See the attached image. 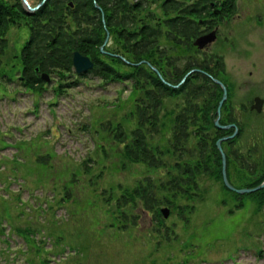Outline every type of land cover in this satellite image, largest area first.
Instances as JSON below:
<instances>
[{"label":"rangeland","instance_id":"rangeland-1","mask_svg":"<svg viewBox=\"0 0 264 264\" xmlns=\"http://www.w3.org/2000/svg\"><path fill=\"white\" fill-rule=\"evenodd\" d=\"M236 1V14L204 51L225 61L230 111L244 126L235 146H256L243 163L231 161L230 181L239 186L264 170V103L261 112L248 109L251 98L264 100V0ZM28 35L27 26L10 28L0 57V74L9 77H0V264H264V206L241 193L235 207L234 194L203 175V199L186 219L170 208L157 224L140 205L127 206L137 223L119 228L104 197L148 172L115 152L100 122L127 124L129 85L89 73L58 97L56 76L41 94L20 87L17 55ZM173 104L165 99L162 113Z\"/></svg>","mask_w":264,"mask_h":264},{"label":"trees","instance_id":"trees-1","mask_svg":"<svg viewBox=\"0 0 264 264\" xmlns=\"http://www.w3.org/2000/svg\"><path fill=\"white\" fill-rule=\"evenodd\" d=\"M29 1L35 5L40 0ZM209 1L215 0H45L29 11L21 0H0V57L8 45L10 28L27 26L29 31L17 55L16 81L20 87L41 94L48 85L42 73L57 77L58 85L53 90L57 97L89 73L103 84L128 83L131 107L123 115L127 124L104 119L100 126L113 147H118L115 152L127 162L142 165L148 173L130 188L119 184L116 196L110 189L104 197L111 215L120 221L119 228L137 223L138 215L127 206L140 205L157 224L162 205L186 219L184 213L192 212L194 202L203 199L206 191L199 185L201 175L220 181L238 200L234 206H242L240 194L223 184L221 154L216 146L219 137L233 131V127L223 129L214 123L222 88L213 77L226 82L225 61L216 51L208 53L193 44L197 36L233 17L237 3L221 0L215 12ZM151 2L156 3L155 10L146 5ZM107 32L109 39L102 51ZM74 50L93 61L87 72L75 74L77 79L71 77ZM191 69L194 70L181 81ZM2 76L9 80L6 74ZM68 77L71 79L67 81ZM227 88L219 122L239 126L233 138L221 143L230 181L231 161L243 163L256 146H247L244 151L235 146L244 126L230 111L232 87ZM167 98H172L174 104L162 113ZM245 165L254 169L249 162ZM161 168L160 176L152 175ZM263 178L264 170L238 187H253ZM248 193L258 209L264 206V186Z\"/></svg>","mask_w":264,"mask_h":264},{"label":"water","instance_id":"water-1","mask_svg":"<svg viewBox=\"0 0 264 264\" xmlns=\"http://www.w3.org/2000/svg\"><path fill=\"white\" fill-rule=\"evenodd\" d=\"M22 2L24 3L25 7L30 10V11H33V10H36L43 2L44 0H41L37 5L35 6H31L27 0H22ZM216 37V33L214 30L208 32V33H205V34H202L200 36H198L193 44L196 45L198 48H203L205 47L206 45H208L209 43H211ZM108 40V32H107V35L104 39V42L101 46V50L103 51L102 47L104 44H106ZM72 63H73V68L76 72V74H80L82 72H85L89 69L92 68L93 66V61L89 58V56L87 55H84V54H81L79 51L77 50H74L73 53H72ZM156 71L157 69L155 67H153ZM193 70V69H192ZM191 70H189L185 75L184 77L190 72ZM183 77V79H184ZM41 78L45 81H48L50 78L48 76L47 73H42L41 74ZM213 80L218 83L221 87H222V97L220 98V100L218 101V104H217V108H216V117L214 119V123L219 126V127H222V128H227V127H230V126H233L234 127V130L231 134L229 135H224L220 138H218L216 140V146L221 154V162H222V168H221V172H222V180H223V183L231 190H234L238 193H245V192H251V191H255L261 187L264 186V178L263 180L257 184L256 186H253V187H242V188H237L233 185H231L228 181V178H227V174H226V157H225V153L221 147V142L225 139H228V138H232L236 132H237V126L234 124V123H231V124H228V125H221L219 124L218 122V119L220 117V108H221V105L223 103V101L225 100L226 98V86L224 85V83L222 81H220L219 79L217 78H213ZM262 104H263V99L260 98V97H254L253 99V103L250 105V109H255L256 111L260 112L261 109H262ZM162 213H163V216L166 217L168 215V209L167 208H162L161 209Z\"/></svg>","mask_w":264,"mask_h":264},{"label":"flooded vegetation","instance_id":"flooded-vegetation-1","mask_svg":"<svg viewBox=\"0 0 264 264\" xmlns=\"http://www.w3.org/2000/svg\"><path fill=\"white\" fill-rule=\"evenodd\" d=\"M128 2H131V3H134V2H137L138 0H127ZM69 4H71V3H69ZM153 4H155V2H151L150 4H148V3H146V5L148 6V7H150V6H152ZM217 7H220V5H221V0L219 1V0H215V1H209V7L213 10V9H215L216 8V6ZM214 27H216V26H214ZM212 28H210V29H208L207 31H210ZM206 31V32H207ZM217 35H218V30H217Z\"/></svg>","mask_w":264,"mask_h":264}]
</instances>
